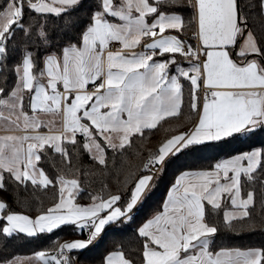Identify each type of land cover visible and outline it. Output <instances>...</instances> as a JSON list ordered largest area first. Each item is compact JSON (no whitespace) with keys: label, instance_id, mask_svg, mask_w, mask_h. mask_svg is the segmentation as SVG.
<instances>
[{"label":"snow or ice","instance_id":"6c2138e0","mask_svg":"<svg viewBox=\"0 0 264 264\" xmlns=\"http://www.w3.org/2000/svg\"><path fill=\"white\" fill-rule=\"evenodd\" d=\"M161 5L183 6L178 0H0V120L23 130L0 136V189L7 187L5 173L25 188L27 182L40 188L59 186L56 202L35 217L9 210L0 199V237L5 242L19 234L37 238L61 226L86 234L85 239L53 241L54 248L4 258L0 264H75L71 252L87 249L107 227L135 218L177 156L210 144L254 143L257 136L264 137V39L249 28L243 6L237 0H188L197 25L193 36L199 40L194 48L179 35L167 34H182L185 23L181 14L161 10ZM255 7L248 5L249 10ZM258 8L264 16V0ZM145 39L150 42L142 44ZM110 42L120 48L107 50ZM141 45L143 50L124 51ZM176 54L188 67L181 66ZM171 65L175 72H170ZM9 72L15 82L7 90ZM181 78L190 82L189 111L198 118L191 128L148 148L141 163L118 181L122 188L115 193L104 183L99 192L89 193V203H76L82 191L79 169L73 178L61 173L53 181L38 167L48 148L69 160L67 144L79 145V133L83 149L107 169V149L123 153L132 148L135 134L143 139L145 130L178 118L184 103ZM89 81L95 82L92 92L86 88ZM26 98L31 115L25 111ZM38 112L62 113V130L38 131L56 126L41 120ZM83 174L89 175L87 170ZM257 184L264 205V140L209 168L181 171L167 190L162 210L137 229L140 264H264V248L221 247L213 252L218 228L206 222L205 202L215 212L225 200L232 206L223 211L226 227L237 219L251 220L248 209ZM99 264L136 261L117 246Z\"/></svg>","mask_w":264,"mask_h":264},{"label":"trees","instance_id":"16d2710c","mask_svg":"<svg viewBox=\"0 0 264 264\" xmlns=\"http://www.w3.org/2000/svg\"><path fill=\"white\" fill-rule=\"evenodd\" d=\"M178 3L183 6L161 5V10L181 14L185 23L182 34L193 36L195 32L194 9L187 6L188 0H178ZM249 4L256 5V7L249 10ZM238 5L243 6L245 13L249 16V28L252 29L258 39H264V16L260 15L259 12V0H238ZM188 44L195 48L192 42ZM164 58L167 59V54ZM176 59L185 64L184 58L179 54H176ZM11 63L12 61H9V64ZM40 67H42V64ZM14 82V73L9 72L7 90H10ZM181 83L183 84L184 103L178 118L165 119L157 129L152 131L145 130L143 139H141L139 134H135L132 138V148H126L123 153L118 151L114 154L110 149H107V169L93 161L83 149L84 137L82 134H77L79 145L67 144L69 160H64L60 154L54 153L48 148L46 154L44 152L41 153V161L38 162V167L42 168L45 174L53 181L61 173L67 178H73L77 174V169H79L82 191L77 195L74 201L76 203H89V193L99 192L104 183L108 185V189L111 192L115 193L118 188H122V184L118 183V181L123 179L126 171L141 163L147 155L148 148L158 146L162 139L174 134L175 131H185L192 127L197 115L189 111L190 82L181 78ZM0 86H3V80H0ZM26 101L27 98L25 99ZM25 109H27L26 105ZM177 125H179L178 128L175 127ZM166 129L168 131H165ZM262 140H264V137L257 136L254 143L250 141H232L228 144H210L207 147H200L190 153L177 156L168 164L157 187L151 196L139 207L135 218L120 225L107 227L97 241L87 249L71 252L70 255L75 258V264H99L102 257L108 251L115 250L117 246L125 253L126 257L136 261V264H140L142 238L138 235V226L155 211L161 210L165 193L174 182L176 175L183 170L209 168L222 157L250 150L253 146H260ZM77 148L79 156L76 154ZM137 153H140V155H137ZM85 170L89 173L87 178L83 174ZM5 183L7 187L6 189H0V199H3L8 204L9 210L12 211L22 212L35 217L40 210H46L58 199L59 186L53 187L49 185L46 188H40L39 186H32L31 182H27V187L25 188V186L17 185L14 181H11L7 173H5ZM247 190L246 186L243 195H246ZM254 191V204L250 205L248 209L251 220L249 218L234 220L231 228L225 226L222 217L224 208L230 206L228 200L223 201L222 207L215 212L212 211L210 206L205 204L207 211L206 222L218 228V232L215 234L214 241L211 244L212 251H216L221 247L240 249L264 248V205L261 203L262 197L259 184L255 185ZM0 224H2V221H0ZM85 237L86 234L77 235L73 233L70 226H61L52 233L40 234L37 238H29L24 234H19L5 242L4 238L0 237V260L4 258L11 259L13 256L30 255L34 251L44 248H54L57 245L53 244V241L59 240V242H63Z\"/></svg>","mask_w":264,"mask_h":264},{"label":"crops","instance_id":"0c3cea01","mask_svg":"<svg viewBox=\"0 0 264 264\" xmlns=\"http://www.w3.org/2000/svg\"><path fill=\"white\" fill-rule=\"evenodd\" d=\"M153 2H154V0H153ZM197 30V25H196V22H195V31ZM172 33H177V32H175V31H171ZM171 32H167V34H169V33H171ZM177 34H180V33H177ZM148 42H150V40L149 39H145V40H143L142 41V44L143 43H148ZM115 43H118V42H110V46H109V48L107 49V50H109V51H116L117 49H114L113 48V46H114V44ZM187 43H189V42H187ZM237 47V49H238V47H239V45H237L236 46ZM127 50H129V49H127ZM140 50H143L142 49V45H141V47L140 48H136V49H131V50H129V51H140ZM129 51H125V52H129ZM203 61L206 59V53H204L203 54ZM249 58H251V57H249ZM233 59L234 60H236L237 62H240V60L242 59V58H239V57H237L236 55H235V53L233 54ZM179 62H181V61H179ZM181 63H183V62H181ZM185 65L186 66H188V62L185 60ZM173 67V65H171L170 66V72H171V68ZM98 79V81H100V80H102L103 79V76H100V77H98L97 78ZM201 85H203L202 84V81H201ZM61 87H62V89L60 90L59 89V91H63V86L61 85ZM86 88H87V91H89V92H92V91H94L95 90V82H92V81H89V83L86 85ZM25 105L27 106V109H25V111H27L30 115H31V109H30V107H29V102H28V99H27V101L25 102ZM37 115L39 116V118L41 119V120H43V121H53L54 123H55V127H51V128H49V127H41L40 129H38V131H40V132H42V133H48L50 130L52 131V132H56V131H60V130H62V113L57 117V116H54V115H52V114H45V113H41V112H38L37 113ZM198 118V116L196 117V119ZM22 129H18V128H15V127H1L0 126V136H4V135H10V134H13V135H19V134H22ZM29 131H31V130H29ZM79 134V133H78ZM227 156H225V157H222V158H226ZM192 170H197V169H192ZM184 171V170H183ZM180 173V172H179ZM178 173V174H179ZM177 174V175H178ZM171 186V185H170ZM169 186V187H170ZM168 187V188H169ZM168 190V189H167ZM166 195H167V191H166V193H165V196H164V198H163V200L166 198ZM246 196V195H245ZM229 203H230V201H228ZM162 204H163V201H162ZM205 204H206V202H205ZM229 210H232V206H231V203H230V206L229 207H227ZM161 210H162V208H161ZM224 211V210H223ZM151 216V215H150ZM149 216V217H150ZM148 217V218H149ZM222 217H223V213H222ZM147 218V219H148ZM146 219V220H147ZM145 221V220H144ZM143 221V222H144ZM142 222V223H143ZM141 223V224H142ZM140 224V225H141ZM139 225V226H140ZM139 226H138V228H139ZM86 238V237H85ZM85 238H76V239H85ZM219 250V249H218ZM241 250H244V249H241ZM83 251V250H82ZM217 251V250H216ZM213 252H215V251H213ZM107 254V253H106ZM105 254V255H106ZM28 256H31V254L30 255H23V256H21V257H28Z\"/></svg>","mask_w":264,"mask_h":264},{"label":"built area","instance_id":"2783aa9c","mask_svg":"<svg viewBox=\"0 0 264 264\" xmlns=\"http://www.w3.org/2000/svg\"><path fill=\"white\" fill-rule=\"evenodd\" d=\"M171 35H179L181 39L183 40H186V42H192L195 47L199 46V40L197 37H194V36H187V35H184V34H177V33H169ZM141 46H138V48H140ZM114 49H119L120 48V45L119 43H115L114 46H113ZM124 51H129L127 49H124ZM203 54L200 55L199 57V62L201 63V66H202V63H203ZM59 89L61 90L62 87L61 85L59 86ZM200 96L201 98L204 96V88H203V85L200 86Z\"/></svg>","mask_w":264,"mask_h":264},{"label":"rangeland","instance_id":"374dc122","mask_svg":"<svg viewBox=\"0 0 264 264\" xmlns=\"http://www.w3.org/2000/svg\"><path fill=\"white\" fill-rule=\"evenodd\" d=\"M181 63V62H180ZM181 66H183V67H188V66H186L185 64H183V63H181ZM171 72H175V65H173V67L171 68ZM5 121H2V120H0V126L1 127H6L5 126Z\"/></svg>","mask_w":264,"mask_h":264},{"label":"water","instance_id":"95a60500","mask_svg":"<svg viewBox=\"0 0 264 264\" xmlns=\"http://www.w3.org/2000/svg\"><path fill=\"white\" fill-rule=\"evenodd\" d=\"M237 3H238V0H237Z\"/></svg>","mask_w":264,"mask_h":264}]
</instances>
